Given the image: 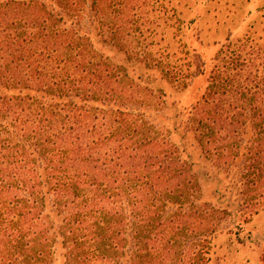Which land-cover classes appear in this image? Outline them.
Masks as SVG:
<instances>
[{"label":"trees","instance_id":"trees-1","mask_svg":"<svg viewBox=\"0 0 264 264\" xmlns=\"http://www.w3.org/2000/svg\"><path fill=\"white\" fill-rule=\"evenodd\" d=\"M128 1L0 0V264H211L264 206V47L176 63L134 45ZM144 72L207 78L181 125L229 180L214 203L148 119Z\"/></svg>","mask_w":264,"mask_h":264},{"label":"rangeland","instance_id":"rangeland-1","mask_svg":"<svg viewBox=\"0 0 264 264\" xmlns=\"http://www.w3.org/2000/svg\"><path fill=\"white\" fill-rule=\"evenodd\" d=\"M128 2L132 7L128 20H137L143 28L134 45L141 51L158 53L160 50L179 64L199 59L212 65L225 44H240L246 39L264 47V0H160L165 13L158 11V0ZM99 48L116 62L123 61L114 51ZM135 70L138 68L134 67ZM143 74L144 86L149 89L143 93L148 119L166 132L179 149L182 160L191 163L201 177L204 200L214 203L217 186L223 188L229 180L216 173L212 164L204 159L192 134L181 125L182 118L201 99L207 78H191L188 88L181 90L162 80L159 74L152 73L150 78L146 77L147 73ZM232 224V221L226 223L224 231L216 236L211 264H262L264 206L240 229ZM231 229L233 231H229ZM238 230L240 239L236 236Z\"/></svg>","mask_w":264,"mask_h":264}]
</instances>
